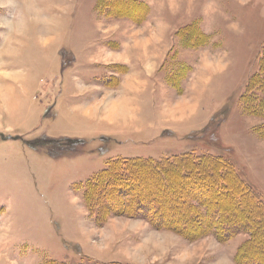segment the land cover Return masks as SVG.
<instances>
[{"label": "rangeland", "instance_id": "obj_1", "mask_svg": "<svg viewBox=\"0 0 264 264\" xmlns=\"http://www.w3.org/2000/svg\"><path fill=\"white\" fill-rule=\"evenodd\" d=\"M116 1L22 0V35L0 28V264H241L247 230L96 213L83 191L112 158L204 153L264 196V117L242 101L264 72V0Z\"/></svg>", "mask_w": 264, "mask_h": 264}, {"label": "trees", "instance_id": "obj_2", "mask_svg": "<svg viewBox=\"0 0 264 264\" xmlns=\"http://www.w3.org/2000/svg\"><path fill=\"white\" fill-rule=\"evenodd\" d=\"M261 62L264 67V45ZM263 73L260 70L252 76L242 101L252 113L264 117ZM258 129L264 136V125ZM152 177L166 178L163 188L153 186ZM186 179H192L188 188L183 182ZM84 186L83 195L94 204L96 213L102 211L103 203L113 210L121 206L124 212L142 214L156 226L183 229L185 234L209 231L222 239L247 230L250 238L239 246L235 258L241 264H264V196L223 157L204 153L116 157L89 177ZM125 191L126 199L119 201ZM165 191H179L182 195L189 191L195 195L175 200ZM192 196L202 204H194Z\"/></svg>", "mask_w": 264, "mask_h": 264}, {"label": "clouds", "instance_id": "obj_3", "mask_svg": "<svg viewBox=\"0 0 264 264\" xmlns=\"http://www.w3.org/2000/svg\"><path fill=\"white\" fill-rule=\"evenodd\" d=\"M2 8H11L14 11L10 17L0 16V28H5L9 30L10 34L8 35V37L10 35L12 36L22 35V28L25 23V13H24L22 0H0V9ZM85 212L87 215L86 210Z\"/></svg>", "mask_w": 264, "mask_h": 264}]
</instances>
